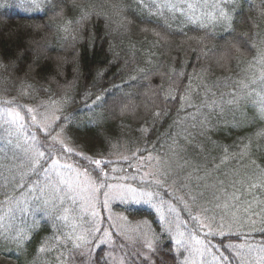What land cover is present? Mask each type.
<instances>
[{"label":"trees","instance_id":"16d2710c","mask_svg":"<svg viewBox=\"0 0 264 264\" xmlns=\"http://www.w3.org/2000/svg\"><path fill=\"white\" fill-rule=\"evenodd\" d=\"M56 125L72 150L45 139ZM55 156L154 203L115 201L124 229L102 207L77 235L64 203L19 200L59 181L44 172ZM3 212L0 264H264V0H0Z\"/></svg>","mask_w":264,"mask_h":264},{"label":"rangeland","instance_id":"374dc122","mask_svg":"<svg viewBox=\"0 0 264 264\" xmlns=\"http://www.w3.org/2000/svg\"><path fill=\"white\" fill-rule=\"evenodd\" d=\"M29 113L31 116H35L34 122L38 123L42 129L52 121L47 117H39L35 114L34 109L31 108ZM17 113L19 115H17ZM2 114L5 117V121L8 122L13 131L11 135L15 137V146L17 149L26 151L27 143L29 139V128L26 124L23 112L17 109H4ZM62 134H56V143L61 147V144L67 149L72 147L62 138ZM39 151L36 145L27 151V161L30 155H35ZM39 165V158L34 166ZM56 170V172L54 171ZM45 173H56L59 175V181L52 186H46L40 189L39 192H35L33 188L32 195L28 192L23 193L19 199L25 207H28L31 203V198H37L47 203H64L63 212L65 223L71 218L74 225L77 226L76 234L88 233L93 229H96L102 223V207L108 215V225L112 230L121 231L124 229V225L127 219L121 213H115L112 209V203L115 201L134 202L137 204H148L153 200V195L149 191L141 190L130 183H112L108 186L99 184L95 181L89 171L78 166L72 161L65 160L58 156H55L53 160L48 164V168ZM48 207V206H44ZM18 208V207H17ZM4 208L1 209L3 211ZM5 213L0 214V221H5ZM106 236L107 242L112 244L113 237L110 229L105 231H99ZM137 236L150 244V236L152 234L149 230V224L145 222L143 227H140L136 232ZM203 257V249L199 246L195 250L194 262H201ZM115 264H122L120 260H117Z\"/></svg>","mask_w":264,"mask_h":264},{"label":"snow or ice","instance_id":"6c2138e0","mask_svg":"<svg viewBox=\"0 0 264 264\" xmlns=\"http://www.w3.org/2000/svg\"><path fill=\"white\" fill-rule=\"evenodd\" d=\"M29 111H31V110L29 109ZM17 115H19V114L17 113ZM32 119L35 120L36 119L35 116H33ZM59 127H60L59 125H56L55 128L50 126L45 133V139H51L53 142H56V136L54 135V133L56 131V128H59ZM61 147L63 148L62 144H61ZM65 151H70V150L66 149ZM43 156H44V152L37 151L35 153V155H30L28 157V164L34 165L37 162L38 158L43 157ZM93 163L96 164L97 166L100 165V161H98V160L93 161ZM101 171H102V169H101ZM190 199L192 200L193 203L196 202V197L194 195L190 196ZM176 243L180 244L181 242L178 240ZM149 247H151V245H149Z\"/></svg>","mask_w":264,"mask_h":264}]
</instances>
